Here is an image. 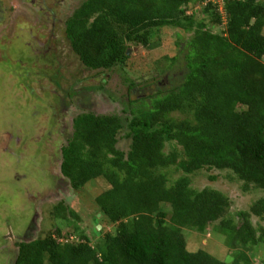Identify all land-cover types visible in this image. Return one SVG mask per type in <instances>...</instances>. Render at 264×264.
Masks as SVG:
<instances>
[{"label": "trees", "instance_id": "obj_1", "mask_svg": "<svg viewBox=\"0 0 264 264\" xmlns=\"http://www.w3.org/2000/svg\"><path fill=\"white\" fill-rule=\"evenodd\" d=\"M194 1L85 0L71 14L68 38L92 70L123 68L131 44L159 49L170 28L190 37L162 60L180 72L171 86L120 100L125 115L80 112L61 148L60 170L73 189L98 178L109 185L94 200L113 231L95 244L82 231L77 241L50 234L20 242L14 264H255L246 250L231 262L190 251L184 229L219 221L234 246L264 247V0H223L224 13L208 1L202 18L188 13ZM122 133L128 152L117 147ZM173 165L183 173L171 181ZM203 169L230 171L245 191L263 195L229 218L226 194L191 186ZM63 209L56 215L68 221Z\"/></svg>", "mask_w": 264, "mask_h": 264}, {"label": "rangeland", "instance_id": "obj_2", "mask_svg": "<svg viewBox=\"0 0 264 264\" xmlns=\"http://www.w3.org/2000/svg\"><path fill=\"white\" fill-rule=\"evenodd\" d=\"M83 1L85 0L48 2L49 8L57 14V37L50 38L48 34L43 45L48 39L53 43V51L56 54L54 57L58 54L71 60V67L68 66L67 70L55 72L53 66L56 67L59 63L48 56L42 62L44 70H41L46 75H42V72L35 75L40 68L36 66L32 68V64L25 62L24 65L33 70L31 78H27L23 73L28 74V70L25 69L24 72L21 70L19 73L17 65L9 67L13 65L9 61L19 60L17 58L19 56L28 60L33 52H26L24 48L27 46H23L22 43L19 47L14 38L8 43L6 51L11 59L7 58L6 52L0 55V264H14L20 242L33 241L50 234L59 241H77L82 231L95 244L97 241H103L107 231H113L112 224L97 212L98 206L94 200L98 194L109 188L105 179L91 181L80 191L73 189L69 180L61 173V148L71 136L72 117L84 110L93 111L98 115H125L120 100L128 102L130 99L154 94L159 88L171 86V82L178 73L180 74L178 69L165 70L167 61L162 60L176 55L179 50L177 41H186L190 34L181 32L178 28H170L164 34V42L159 49L148 51L142 46L131 44L130 59L126 66L123 68L118 66L112 70H87L85 79L78 84V77L71 78V75L76 70L82 73V69L77 67L79 61L74 57L76 53L71 54V47L66 41L65 22ZM208 1L217 5L224 13L223 0H196L188 6V13L192 14L195 11L197 17L202 18L200 10ZM37 18L46 21L40 16H29L30 21L26 22L28 25L25 27L27 31ZM36 31L38 34V29ZM214 31H218L217 27ZM30 32L26 34L31 41L28 43L30 47L41 45L42 41L39 42L37 39L40 35L36 34L33 38ZM48 32H51L50 29ZM178 32H181L182 37L177 36ZM3 33H0V39L4 37ZM9 34L6 37H9ZM14 51L18 53L15 54ZM17 63L19 61L14 62ZM132 83L136 84L133 88ZM55 85H58L62 92L58 88L56 90ZM51 88H55L53 91L60 95L51 93ZM83 88H86V92H83ZM61 95L64 97L74 95L77 109L68 97L62 101ZM129 145L130 141L125 137V133H122L117 144L118 149L128 152ZM182 173L173 165L171 181ZM191 179V186L195 189L212 187L226 194L230 199L227 217L236 221L240 211L248 210L263 195L261 190L255 188L245 191L243 182L227 170L203 169ZM60 204L64 208L61 214L67 215L68 221L64 220L63 216L56 215V207H60ZM70 211H73L75 216L71 215ZM252 219L257 223V218ZM99 225L104 227V230L99 229ZM218 226L219 221L209 224L205 231L184 229L188 249L206 250L228 262L234 259L237 251L246 250L255 264H264L263 246H251L252 248L246 249L234 246L230 240L231 236ZM57 230L61 231V236H57Z\"/></svg>", "mask_w": 264, "mask_h": 264}, {"label": "flooded vegetation", "instance_id": "obj_3", "mask_svg": "<svg viewBox=\"0 0 264 264\" xmlns=\"http://www.w3.org/2000/svg\"><path fill=\"white\" fill-rule=\"evenodd\" d=\"M50 1L52 2V0H0V33L4 32L3 33L4 37H2V39H0V55L2 54V52L7 51L8 43H10L13 38L15 40H17L16 42H18L17 44L19 45V47H20L21 43L23 44V46H27V48L26 49L24 48V50L26 52H28V51L33 52L32 53L33 55L31 54L32 59L29 58L28 60H26L25 57L19 56V57H17L19 60L14 61V62L19 61V63L14 64V62L9 61L13 65L8 64L9 67L12 66L11 68H13L15 65H17V67H18L17 70L19 73H21V70L23 72L25 69L28 70L27 71L28 74H25V72L23 73L27 78H31L33 70H29L26 67L27 65H24L25 62H26V64L27 63L32 64V68L35 66L37 68H40L39 69L40 71L36 72L35 75L40 74V72H42L41 73L42 75H46V73L44 71H41V70H44L42 62L45 61L46 57H48V56L53 57L56 60L57 64L59 63L56 67L53 66V68H54L53 70L55 72L57 71L59 73L60 71L62 72L63 70H67L68 66L71 67V60L68 59L67 56L61 57L57 54V56L54 57L56 54H55V51H53L54 50V47L52 45L53 43H51L48 39H47V43L43 45V42L48 37V34H50L49 35L50 38L51 37L52 38L57 37L56 36L57 14H56V11L54 12L53 9L49 8L48 2H50ZM53 1H55V0H53ZM62 2H63V0H62ZM21 6L23 7V9ZM61 13H62V11H61ZM31 15L43 17V18H45L46 21H43L42 19L37 18L36 22H34L32 27H30V29L27 31V29H25V27L28 25V23H26V22L28 20L30 21L29 16H31ZM68 19H69V17H68ZM68 19H66V22H65V25H66L65 26V34H66V39H67L66 41L68 42V45L71 47V54L74 55L75 51H74L73 45H72L70 39L68 38V34L66 32ZM11 29L13 31H11ZM37 29L39 31L38 34L40 35L37 39H39V42L40 41H42V42H41V45L37 44V45L33 46V48H32L28 44L31 41L28 40V37L26 34H29L30 31H32V33L35 32V34H32L30 32L31 36L33 38H35L36 34H37V31H36ZM48 29H50V31H51L50 33L48 32ZM17 33H19V34H17ZM8 34L10 36L6 37V35H8ZM21 34H23V35H21ZM38 34H37V36H38ZM58 38H60L59 34H58ZM30 39H32V38L30 37ZM17 44H16V47H18ZM19 47H18V49H19ZM50 52H52V53H50ZM14 53L17 54L18 52L14 51ZM76 55L74 57L79 61V65L77 67H81L82 73L76 70V72L71 75V78H72V76H74L75 78L77 76L78 77L77 83L79 82L78 84H80L81 83L80 81L85 79L84 77L86 75V71L92 70V69H89L88 67H86L81 62L80 57L76 56ZM6 56H7V58L8 57L10 58V55L8 53L6 54ZM20 62L22 64H20ZM52 63H53V65L55 64L54 62H52ZM0 70H1V65H0ZM53 70H52L51 74L53 73ZM55 74H57V73H55ZM73 81H74V79H73ZM46 87L48 88V86H46ZM55 87H56V90L58 88L62 92V89L59 88L58 85H55ZM54 89L55 88H51V93L60 95V93H56V91H53ZM83 89H84V91H83ZM83 89H82V91L86 92V88H83ZM61 97H62V101L65 99V97H68L70 102H72L74 104V108H75V106H77L76 105L77 101L75 102L76 99H74V97H75L74 95L73 96L67 95L65 97H64V95H61ZM75 109H77V108H75ZM84 111H89V110H84ZM74 118H75V116L72 117V123H73Z\"/></svg>", "mask_w": 264, "mask_h": 264}, {"label": "water", "instance_id": "obj_4", "mask_svg": "<svg viewBox=\"0 0 264 264\" xmlns=\"http://www.w3.org/2000/svg\"><path fill=\"white\" fill-rule=\"evenodd\" d=\"M129 53H130V49L127 51V54H128V55H129ZM98 227H99V229H101V228H102V226H101V225H99Z\"/></svg>", "mask_w": 264, "mask_h": 264}, {"label": "clouds", "instance_id": "obj_5", "mask_svg": "<svg viewBox=\"0 0 264 264\" xmlns=\"http://www.w3.org/2000/svg\"><path fill=\"white\" fill-rule=\"evenodd\" d=\"M129 50V49H128Z\"/></svg>", "mask_w": 264, "mask_h": 264}]
</instances>
